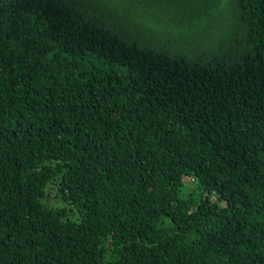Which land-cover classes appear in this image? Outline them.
<instances>
[{"label": "trees", "instance_id": "16d2710c", "mask_svg": "<svg viewBox=\"0 0 264 264\" xmlns=\"http://www.w3.org/2000/svg\"><path fill=\"white\" fill-rule=\"evenodd\" d=\"M135 1L0 0V264H264V0Z\"/></svg>", "mask_w": 264, "mask_h": 264}, {"label": "rangeland", "instance_id": "374dc122", "mask_svg": "<svg viewBox=\"0 0 264 264\" xmlns=\"http://www.w3.org/2000/svg\"><path fill=\"white\" fill-rule=\"evenodd\" d=\"M104 2L109 3L108 5V11L111 12L112 16L119 21H131L132 19L139 21L147 19L151 14L152 10L149 7L143 6V5H138L136 4L135 8H130V9H122V7H126L127 5H124L123 3L127 2H134L136 3L135 0H104ZM163 18L167 19L169 18V15L162 14ZM159 15L157 12L153 11V16L159 17L162 16ZM149 21V20H148ZM158 27L154 23H147V27H139L134 30L139 31L140 34L143 36H150L153 34L154 31H156ZM162 33V32H159ZM177 34L176 30L171 27L168 29L166 32L162 33V36L166 38H170L171 35ZM181 47V46H178ZM181 196H185L188 193H191L196 199H200V191L196 188V183L193 182L190 178L184 177L183 178V185L180 188L179 191ZM209 202H216L219 205H223V201L218 200L214 196H208ZM47 199L50 204L53 206L61 205L60 204V199L57 195V190L55 185H51V187L48 189L47 193ZM78 215L77 213L75 214L73 211V220H78Z\"/></svg>", "mask_w": 264, "mask_h": 264}]
</instances>
